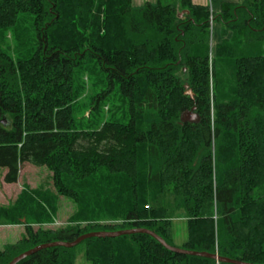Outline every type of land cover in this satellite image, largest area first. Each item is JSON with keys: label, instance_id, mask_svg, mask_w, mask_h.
I'll list each match as a JSON object with an SVG mask.
<instances>
[{"label": "trees", "instance_id": "obj_1", "mask_svg": "<svg viewBox=\"0 0 264 264\" xmlns=\"http://www.w3.org/2000/svg\"><path fill=\"white\" fill-rule=\"evenodd\" d=\"M211 19L222 36L212 56ZM22 21L33 40L25 51L6 42L11 33L23 46ZM91 60L110 85L96 99L118 84L126 123L77 130L76 70ZM24 164L46 167L52 185L0 205V225L26 232L0 264L93 232L148 229L174 246L175 217L187 220L181 248L264 264V0L225 2L219 13L193 0H0L4 182L17 183ZM61 198L76 207L69 224L42 227ZM79 247L90 264H230L143 233L18 264H76Z\"/></svg>", "mask_w": 264, "mask_h": 264}, {"label": "rangeland", "instance_id": "obj_2", "mask_svg": "<svg viewBox=\"0 0 264 264\" xmlns=\"http://www.w3.org/2000/svg\"><path fill=\"white\" fill-rule=\"evenodd\" d=\"M145 1L147 0H134V4L136 6H142ZM211 25V47H213L214 54L217 44L222 40V36L220 37L218 33V29L221 28V25L218 24V22H213V19H211ZM20 28L22 32L21 41H24L23 46H19L15 35L11 38V33H9L6 38V42L11 46L16 45L18 49L25 51L29 48V44L33 42L30 23L22 21ZM14 55L15 58H19L18 53ZM75 85L76 88L78 86L83 87L74 105V118L77 130H98L107 121H119L123 123L128 121V105L124 104L120 99V87L118 84L115 88L111 89L106 97L100 100L96 99L99 94H103L104 91L109 90L110 87L106 78V72L101 70L96 64V61L91 60L77 68ZM192 116L189 119L194 120ZM2 172L3 169H0V183L3 189V193H0V202L2 203H0V205L3 206H7L14 202L24 188L37 189L39 186L49 187L52 185L51 173L46 167L24 164L21 170L20 180L9 186L10 188L6 187L7 183H5L1 177ZM62 199L66 201L63 205L61 202ZM55 204L57 205V211L53 214L51 222L44 223L42 227L60 228L69 224L70 217L76 208L74 203L66 198H61L59 203L57 202ZM104 221L107 222L111 220L107 219ZM14 226L16 228H13ZM38 227L39 226H35L34 228L37 229ZM172 230L173 236L171 242L174 247L181 248L188 238L186 218L175 217L172 220ZM24 231L25 228L19 225H0V250L4 249L8 244L19 241ZM78 252L76 264H90L85 259L81 247H79Z\"/></svg>", "mask_w": 264, "mask_h": 264}, {"label": "water", "instance_id": "obj_3", "mask_svg": "<svg viewBox=\"0 0 264 264\" xmlns=\"http://www.w3.org/2000/svg\"><path fill=\"white\" fill-rule=\"evenodd\" d=\"M188 94L193 96L192 92L189 91ZM192 115H190L191 118ZM196 116L193 115L192 119H195ZM136 233H143L152 236L154 239H156L159 243H161L166 249H168L171 252L182 254V255H191V256H198V257H208V258H213L216 259L220 262H227L230 264H252V263H246L242 262L239 260H234V259H228V258H221L218 257L217 255H212L206 252H196V251H189L185 250L183 248H178L171 246L168 244L162 237H160L158 234L155 232L148 230V229H131V230H122V231H115V232H93V233H88L84 234L80 237H78L75 241L72 242H64V241H58V242H52V243H46L42 244L39 246L34 247L33 249H30L18 257L14 258L9 264H18L20 261L23 259L27 258L28 256H31L35 254L36 252H39L43 249H48L52 247H65V248H74L81 244L83 241L90 239V238H115V237H120L124 235H131V234H136Z\"/></svg>", "mask_w": 264, "mask_h": 264}, {"label": "crops", "instance_id": "obj_4", "mask_svg": "<svg viewBox=\"0 0 264 264\" xmlns=\"http://www.w3.org/2000/svg\"><path fill=\"white\" fill-rule=\"evenodd\" d=\"M147 1H149V0H147ZM237 0H193V2L194 3H196V4H201V5H209V6H211L212 7V10L213 11H215V12H217V13H219L220 11H221V9H222V4L223 3H225V2H236ZM146 2V1H145ZM218 33H219V36L221 37V28L220 29H218ZM218 42V41H217ZM31 165V164H30ZM23 168V167H22ZM22 170V169H21ZM6 170H4L3 169V172H2V179L4 180V176H5V174H6ZM20 177H21V174H20ZM19 180H20V178H19ZM12 184H6V187L7 188H10L9 186H11ZM40 187H42V186H39L38 187V189L40 188ZM3 193V189L1 188V183H0V193ZM61 202H62V205L63 204H65V200L64 199H62L61 200ZM1 203V202H0ZM2 204V203H1ZM20 227H24L25 228V226L24 225H19ZM11 227V226H10ZM12 228V227H11ZM13 228H16L15 226L13 227ZM18 228V227H17ZM25 231L23 232V234H22V237L25 235ZM21 237V238H22Z\"/></svg>", "mask_w": 264, "mask_h": 264}, {"label": "built area", "instance_id": "obj_5", "mask_svg": "<svg viewBox=\"0 0 264 264\" xmlns=\"http://www.w3.org/2000/svg\"><path fill=\"white\" fill-rule=\"evenodd\" d=\"M211 46H212V42H211ZM213 54V47H211V56Z\"/></svg>", "mask_w": 264, "mask_h": 264}]
</instances>
